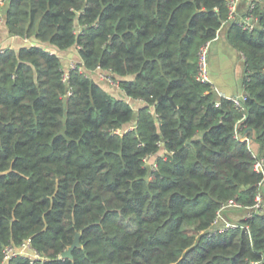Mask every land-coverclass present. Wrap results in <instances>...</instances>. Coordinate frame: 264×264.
I'll use <instances>...</instances> for the list:
<instances>
[{
	"label": "trees",
	"instance_id": "obj_1",
	"mask_svg": "<svg viewBox=\"0 0 264 264\" xmlns=\"http://www.w3.org/2000/svg\"><path fill=\"white\" fill-rule=\"evenodd\" d=\"M253 11L247 29L227 0H8L7 31L32 43L0 51V264H264V174L237 136L264 154L259 1ZM225 23L243 56L241 106L197 78L200 46ZM72 46L64 81L56 51ZM229 199L251 213L213 231ZM26 239L40 257L4 260Z\"/></svg>",
	"mask_w": 264,
	"mask_h": 264
},
{
	"label": "crops",
	"instance_id": "obj_2",
	"mask_svg": "<svg viewBox=\"0 0 264 264\" xmlns=\"http://www.w3.org/2000/svg\"><path fill=\"white\" fill-rule=\"evenodd\" d=\"M8 0L5 1L3 8L5 7ZM260 7L264 10V0H259ZM246 6V0H241L239 3V11L243 13ZM227 24L225 23L218 34L214 39L210 41L208 48V70L210 74L211 84L215 90L219 93L225 95H235L243 93V78L240 77V73H243L244 64L241 67H238L239 62L243 63V56L240 54L237 49L229 43L226 37ZM31 38L22 37L20 35L10 34L5 25L0 29V51L4 50L6 47L18 48L19 46L30 44ZM76 46H72L68 49L61 50L57 52L61 57V60L64 62V68L71 58L75 57L77 60H80ZM212 63L213 70L210 67L209 63ZM240 60V61H239ZM216 64V65H215ZM243 75V74H242ZM118 88L119 96H125L124 91ZM129 100L130 98L127 97ZM133 104L139 106L141 100H133Z\"/></svg>",
	"mask_w": 264,
	"mask_h": 264
},
{
	"label": "built area",
	"instance_id": "obj_3",
	"mask_svg": "<svg viewBox=\"0 0 264 264\" xmlns=\"http://www.w3.org/2000/svg\"><path fill=\"white\" fill-rule=\"evenodd\" d=\"M6 0H0V29L4 24V3ZM256 1L259 0H246V6L245 9L243 11V13H240L239 11V3L241 2V0H227V7H228V14L229 20H235L237 21L238 24L242 25L244 28L247 29H252L256 23H257V16L255 15L253 9L255 7V3ZM209 44L210 41L202 44L200 46L199 52H198V73H197V78L200 81L203 82H210V74H209V70H208V48H209ZM3 51V50H1ZM79 61L77 60V62L74 61H70V63L68 64V69L64 68L63 71V80L67 81L68 80V72L71 68H74L78 65ZM95 72H99L101 78L103 80H105L106 82L110 83V84H114L115 86H118V81L113 77V73L110 70H102L100 68H97L94 70ZM220 95L222 96H226L230 99H232L235 104L237 106H241L243 103V99L245 98V94L240 93V94H235V95H225L223 93H220ZM216 104H219V101L215 102ZM239 139H244L241 137H238ZM254 156L256 157L255 161H254V168L256 171L261 172L264 174V156H258L257 154L254 153ZM256 202L254 204V210H262L263 206H264V199L262 197V195L260 194V192L258 191L256 194ZM228 206H235V207H240V203L237 202L235 199H229L226 202L222 203V205L220 206V209L218 210L215 222L218 220V217L220 216V211L223 208H226ZM251 211V210H250ZM251 212H249L250 214ZM236 224L233 223H229L226 222L224 224H222L219 227H215L213 229V231H222L231 227H235ZM31 251L34 255L30 256V257H40L39 253H37V251H35L30 243V239H26L24 240L19 246L14 247V246H7L5 248L4 251V260H7L9 257H11V255L15 254V253H22L24 255H27L26 252ZM25 252V253H24Z\"/></svg>",
	"mask_w": 264,
	"mask_h": 264
},
{
	"label": "rangeland",
	"instance_id": "obj_4",
	"mask_svg": "<svg viewBox=\"0 0 264 264\" xmlns=\"http://www.w3.org/2000/svg\"><path fill=\"white\" fill-rule=\"evenodd\" d=\"M61 50H57V52H59ZM74 52L76 53L77 51L74 50ZM70 61H74V62H77V58L73 57L71 58V60H69V63ZM240 61V60H239ZM66 64L65 66V69H68V64ZM209 65L210 67L212 68V70L214 69L213 66L214 64L211 66V62H210V57H209ZM62 64L64 66V62L62 60ZM216 65V64H215ZM243 65L242 62H239V65L238 67H241ZM240 77L243 78L244 76V69H243V73H240ZM243 74V75H242ZM91 76L96 79L97 81L100 82V84L108 91L110 92L111 94L115 95V96H119V92H118V88L117 86H115L114 84H110L108 82H106L105 80H103L99 74V72H93L91 73ZM217 91V90H216ZM129 101L133 104V99L130 98ZM134 107H137L136 105L133 104ZM237 136L238 137H241V138H244L245 140L248 141V144L250 146V148L252 149V151L257 154L258 156H264L263 153H261L259 150H258V147H257V143L254 141L253 137L252 136H249L247 135L246 133H244V131H237ZM154 162V156H150L149 158H147V163L148 165L151 167V165L153 164ZM259 192L260 194L262 195L263 199H264V180L260 183L259 185ZM249 212H251L250 210L248 209H241L239 207H235V206H228L226 208H223L221 211H220V216L218 217V220L215 222L214 224V228L215 227H219L221 226L222 224L226 223V222H229V223H233V224H237V222H239V220L243 217H246L249 215ZM25 253V252H24ZM26 254L28 256H33L34 254L31 252V251H28L26 252Z\"/></svg>",
	"mask_w": 264,
	"mask_h": 264
},
{
	"label": "water",
	"instance_id": "obj_5",
	"mask_svg": "<svg viewBox=\"0 0 264 264\" xmlns=\"http://www.w3.org/2000/svg\"><path fill=\"white\" fill-rule=\"evenodd\" d=\"M172 103L174 104L173 101H172ZM80 235H81V231L78 230L74 235L72 243L70 245H68V247L64 251L61 252L62 257H72L71 252H72L73 248H75L77 246H81Z\"/></svg>",
	"mask_w": 264,
	"mask_h": 264
}]
</instances>
